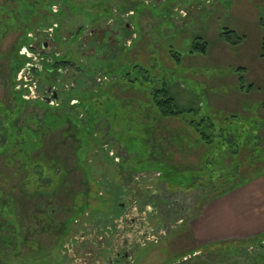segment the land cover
Listing matches in <instances>:
<instances>
[{
  "label": "rangeland",
  "instance_id": "obj_1",
  "mask_svg": "<svg viewBox=\"0 0 264 264\" xmlns=\"http://www.w3.org/2000/svg\"><path fill=\"white\" fill-rule=\"evenodd\" d=\"M25 1L0 0V15H3L0 17V34L10 30L0 37L1 108L13 107L8 94V87L12 83L5 64L7 56L10 57L8 54L14 51L18 38L24 33L23 26L17 23L16 18L22 19V13L27 12ZM45 1L55 5L51 10L48 9L51 15L46 14L45 20L50 26L42 30L37 28L44 20L43 12L40 15L32 14L31 18L29 10L24 20L31 18L33 30L28 37L35 39V55L42 51L52 53L51 57L66 54L67 59L73 61L79 70L77 84L73 85L71 82L72 76L77 72L74 67L64 71L65 76L59 77L54 88L55 92L66 89L65 96L62 97L65 103L70 96L75 99L72 103L76 105L73 111H66L68 103L62 105L61 111L71 113L69 117L74 126L71 128L76 125L79 149L75 152L77 145L68 137L71 132L61 134L60 130L52 137L48 134L44 145L49 148L48 144L65 137L66 144H62L66 147L65 152L62 146H57L61 147V150L58 149L61 151L58 163L69 165L68 158L74 154L73 165L78 163L83 168L90 165L91 157L87 154L89 149L98 148L100 156L97 160L102 165L95 173L93 169L90 170L94 173L93 177L100 181H116L117 171L120 170L129 191L125 197L123 212L116 217L106 220L105 212L88 221L84 219L87 217L85 212L79 215L81 223L76 226V236L73 239L72 235L69 236V243L67 238L60 239L61 230L53 229L52 224L41 220L39 210L35 209L31 213L28 211L23 216L17 215L20 227L22 225L23 229H27L23 255L33 256L34 252L30 247L36 243L37 248L40 245L52 260L60 264H119L116 261L121 259L123 249L128 244L125 264H169L174 260H179L178 264H264V241H260L259 246L257 244L251 248L237 249L236 254L229 252L238 246V242L258 237L264 232L241 240L224 239L206 244L196 237L195 230L200 228V224L211 212L207 208L216 201L209 199L212 188L197 187L191 192L169 189L156 175L157 171L165 173L166 168L157 165L155 161L178 168L179 171L196 170L201 156L200 137L196 128L187 124L185 116L168 120L151 107V95L154 91L165 88L179 110H193L190 116L195 121L204 116L209 117L216 129L222 128L223 118L226 116L249 117L258 121L264 119V59L260 57L259 50L264 33V0H130L129 3L126 0ZM131 4L133 5L130 6ZM129 10L131 13L128 15L126 12ZM119 16H122V28H128L131 33V40L117 39L120 54H94L89 49L92 43L87 38L97 32L92 29L95 26L93 23L104 25L105 21L111 19V24ZM115 26L114 23L111 29L116 30ZM79 29L80 33H75ZM223 30L234 32L242 39L236 45H229L220 39L219 35ZM100 33V41L104 42L115 34L105 32L108 34L105 37L104 32ZM100 33L97 34L98 37ZM201 39L207 43L206 54L190 52L193 44L201 42ZM109 43L114 45L112 41ZM31 54L26 48H21L18 52L21 59H29ZM239 68L244 69L241 71L245 86L251 85L252 89L240 88ZM21 74H18L16 81L23 77ZM31 79L27 78L28 81ZM19 87L14 90L17 91ZM67 88L71 90L67 91ZM45 89L43 86H30L31 98L41 95ZM158 97L161 95L158 94ZM51 103L49 104L53 107L52 104L55 103ZM28 114L30 121L27 124L40 128L33 115L41 120L43 109L31 103L20 117L19 124ZM48 120H51V116ZM45 121L43 126L48 128ZM4 127L7 130L6 124ZM66 127L61 130H66ZM210 134L217 135L215 130ZM258 136L263 142L264 128L259 131ZM181 138L182 142L179 141ZM178 141L179 144H176ZM149 148L154 153L150 157L153 163L148 162L146 157ZM239 153L238 159L247 165L249 154L242 151ZM87 155L89 158L86 164ZM2 163L4 166H11L8 158ZM261 163L256 162V166L264 165ZM52 164L54 162L42 159L26 163L28 182L24 188L28 194L37 191L39 195L51 191L41 187L39 178L43 175L51 176L49 171ZM228 164L225 161V165ZM36 170L39 171V177ZM244 170L245 167L241 169L242 173ZM9 171L3 173L4 170L0 168V176L6 177ZM71 171V193L66 191L62 197H54L53 204H48L58 208L54 224L56 218L61 222L67 219L68 214L73 219L77 216L74 213L75 206L80 205V192L85 187L80 174H83V170ZM1 177L0 189L6 195L13 199L23 197L15 188L13 180L5 184ZM197 178L199 177H193V180L196 181ZM74 189L78 191L77 196L74 195ZM62 203L72 207L69 213L65 210L67 206ZM16 207L21 212L19 204ZM220 241L227 244L216 248L214 251L217 252L214 254H220L219 251L226 254L214 257L200 253L203 246ZM65 253V258L60 257Z\"/></svg>",
  "mask_w": 264,
  "mask_h": 264
},
{
  "label": "trees",
  "instance_id": "obj_2",
  "mask_svg": "<svg viewBox=\"0 0 264 264\" xmlns=\"http://www.w3.org/2000/svg\"><path fill=\"white\" fill-rule=\"evenodd\" d=\"M129 1L130 0H126V3H129ZM24 3L27 6L25 9L27 10V12L22 13V19L16 18L17 23H20L21 26H23L22 30L24 31V33L18 38L14 51H11L8 54L10 57L8 58L7 56V62L5 64V66L8 67L10 81L12 83V86L10 84V87H8V94L11 97L13 107H0V158H2L0 162V168L4 170L3 173L8 172V170L11 171H9V174L6 177L3 175L2 177H0L5 184L13 180L14 183H16L15 188L18 192H20L21 195H23V197L13 199L11 196H9L8 194L6 195L4 191L0 189V264H57L58 262L52 260L49 256V253H47L46 250H42L40 245L39 248H37L36 243H33L32 247H30V249L34 252L33 256L23 255V246L24 244H26L27 229H23L22 225L21 229L17 215L23 216L24 214L26 215L28 211H30L31 213L35 212V209L39 210L38 213H40L41 220L45 222L48 221L49 225L52 224L53 229L61 230V233L59 234L61 235L60 239L63 237L65 239L67 238L66 240L69 243L71 241V238H69V236L72 235V239L76 236V226L80 225L81 223V217L79 215L85 212V215H87V217L84 219H87L88 221H90V219L92 218L100 217L102 213L105 214V212L107 213L104 215V218H106V220H109L112 217H116L123 212L124 201H126L125 197L127 196V192L129 190L128 187L124 184V177L122 176L120 170L117 171L118 178L116 181H109L107 179H103L104 181H100L93 177L94 173L97 172L98 168L102 165V163L97 160L100 156L98 148L95 149L96 147H94L92 149H89L87 154H89L90 156H86L85 163L87 164V158L91 157L90 165L89 167L86 166L83 168L80 167L78 163H76V166L73 165L72 160L73 158L75 159L74 154L69 156L70 159L68 158L69 165L64 166L58 163L61 157V154H59V152L61 151H58V149L61 150V147L57 148V146L66 144L67 140L65 137H62L61 140H57L54 143L48 144L49 148L48 146L44 145L45 139H48L49 137L48 134H51L50 136L52 137L53 135L57 134L56 132L59 130L61 131V134L71 132L70 135L68 134V137L70 139L72 138V142H74L76 145L78 143L75 132L76 125L75 128H71L74 127L73 122L69 117L71 113H62L61 111L63 107L62 105H65L66 103H68L69 105V108L66 109V111H69L70 109H72L73 111L76 105H72V103L73 101H75V99L70 95H66L70 97L67 98L65 103L62 97L65 96L66 89H63L61 92H56L58 93V98L53 101L55 104H52L53 102L51 103L52 105H54L53 107L41 100V97L45 96L47 90H54L55 85L60 80L59 77L65 76L64 71L69 68H76V64L73 61H70V59H67L66 54H59L58 56L51 57L50 55H52V53L47 54L42 51L41 53L35 55L36 48L33 45L35 39H31L30 37H28V34L33 30L31 28L32 24L30 20L33 15H36V13L40 15L41 12H43V14L45 13V16H42L44 20L40 23L38 22L39 24L37 28L42 30L43 28L50 26L49 23L45 20L47 18L46 14H50V12H48V9L51 10V8L55 5L45 0H26ZM132 5L133 4H131L130 6ZM28 11L31 13V18L24 20L25 14L28 13ZM129 13H131L130 10L126 12V14L128 15ZM2 16L3 15H0V17ZM111 21V19H109V21H105L104 25L93 23V25L95 26H93L92 29L96 30L97 32L95 34L93 32V34L90 35V38H87L88 41L92 43V46H90L89 49L90 51L92 50L94 54L99 52L107 55L111 53L113 55L116 53L120 54V45L118 44L117 39H127L128 41L131 40V33L129 29L126 27L122 28V16H119L116 22H112L111 24H109ZM114 23L117 26H115L117 28L116 30L111 29ZM52 24L54 23L52 22ZM61 25L63 26V24ZM12 27L14 26L12 25ZM65 28L66 27H64V29ZM9 31L7 30L1 33L0 37L5 36ZM80 31L81 30L79 29L75 31V33L79 34ZM58 32V34H60V31ZM100 32H104V34L105 32H112L115 34L113 37L107 38L106 42H104L100 41L102 35ZM99 33L100 35L98 37L97 34ZM107 35L108 34H105V37H107ZM219 36L220 39H222L229 45H236L237 43H239L240 39H242L235 35L234 32L225 30H223ZM80 41H82V39ZM80 41L78 42V46L80 44ZM108 41H112L114 45L111 46ZM21 48H26L29 52H31V58L21 59V57L18 56V52ZM99 48H101L102 50L97 51V49ZM259 50L260 57L264 59V33L260 41ZM190 52L205 55L207 52V43L201 39V42L193 44L192 51ZM36 57L38 59H36ZM72 57L75 56L72 55ZM25 70H27V72H25L26 74L23 72ZM237 70L239 73L238 81L240 88H247V90L252 89L251 85L245 86V79L243 78L241 71L244 69L239 68ZM76 71L77 72L75 73V75L72 76L71 82L73 83V85L77 84V79H79V70L77 68ZM18 74L23 75V77L20 78L19 81H16V77L18 76ZM8 78L7 80H9ZM27 78L32 79L28 81ZM72 83L69 85H72ZM32 85L35 88L37 86H43L46 89L40 93L41 95H36L34 98H31L30 86ZM22 86L24 87L22 88ZM15 87H19V89L15 91ZM67 89V91L71 90L70 88ZM158 94H160L161 97H158ZM151 97V107L161 117L168 120H173L175 117L185 116L187 124L191 128H196V132L200 137L199 141L201 142V148L199 149L201 151L200 163L198 162V167L196 170L179 171L178 168L161 165L160 162L158 163L157 161H155L157 165L166 168L165 173L157 171L156 175L157 179L164 182L169 189H182L183 191L185 190L186 192H191L197 187H210L212 188V194L209 199L217 200L236 189H240L246 186L256 178L264 175V165H261L264 164V141L262 142L258 136L259 131L264 128V119L258 121L249 117L238 118L234 115L228 117L226 116L225 118H223L224 125L222 126V128L216 129L215 125L209 117L204 116L198 118V121H195L190 116L193 113V110H179L174 103V99L170 97L168 91L165 88L162 90L154 91ZM31 103H33L35 107L43 109L41 120H38L37 116L31 114L33 115V119L41 126L40 128L32 127V124H27V122L30 121V114H28L27 116L25 115V118L19 124L20 117L24 114L26 108ZM49 116H51L50 121L48 120ZM44 121L47 123L48 128H45L43 126ZM237 121H239V123H237ZM5 124L7 130H4ZM62 127H66L67 129L61 130ZM213 130H215L217 134L216 136H212L210 134L213 132ZM239 138H242V140L239 141ZM181 140L183 139L181 138L179 141ZM179 141L176 144H179ZM186 143L184 142V144ZM78 149L79 148L77 145L75 152H77ZM90 150H92V152ZM241 151L242 153L246 152L247 154H249L246 160V162L248 163L247 165L242 164L240 159H238V157H240L239 152ZM17 152H19V154H17ZM255 153L257 154L254 155ZM153 154L154 153L149 148L148 155L146 156L149 160L148 162L153 163V160L150 158L151 156H153ZM16 155H19V157H17ZM6 158L10 160L11 166H4V164L2 163V161ZM35 159L54 162V164L50 166L51 171H49V173L51 176L47 175L44 177L43 175L39 178V184L41 185V187L51 190L46 194L37 195V191L33 192V194H28L26 189L24 188L25 184L28 182L27 174H25V165L27 162ZM225 161H228L229 164L225 165ZM258 161L262 162L260 164L261 166H256V162ZM92 162H95L97 165L94 166ZM36 166L38 167V165ZM244 167L245 170L242 173L241 169H244ZM74 169H78L79 171L83 170V174L82 172H80V174L83 177V185L85 186L84 191L80 192V194L82 195V198L80 199V205L75 206L76 211L74 213H77V216L73 219L68 214L67 219H63L61 220V222H59V220L56 218V224H54L55 217L58 215V208L52 207L51 205L49 206L48 204H53L54 197L60 198L66 191V193L68 194L69 192L71 193L70 189H72V187L69 178V171H74ZM91 169L94 170V173L93 171H90ZM34 170L35 167L33 168V171ZM36 171L38 174L39 171ZM193 177L199 178L194 181ZM181 178L183 180H181ZM54 179H56V182H54ZM3 186L4 185H2V187ZM76 194H78V191H75L74 189V195L77 196ZM16 204H19L21 212L17 211ZM62 204L64 206L66 205L64 203ZM70 207L71 206H67L65 208L66 211L68 210V213L72 208ZM41 230L43 231V229ZM6 232L7 235H4V233ZM260 241H264V233L259 235L258 237H253L251 239L238 242V246H235L232 249L233 251L229 252L231 254H236L237 249L239 250L240 248L254 247ZM226 244L227 242L224 241L212 243L207 246H203L199 251L202 254L213 255L214 257H216L218 255L226 254L223 251H219L220 254L218 255L214 254V252H217L214 251L216 248H222ZM199 251L197 250V252ZM60 257L65 258L66 253L60 255ZM184 259L185 258L183 257L182 260ZM178 262L179 260H174L169 264H178ZM58 264H60V262Z\"/></svg>",
  "mask_w": 264,
  "mask_h": 264
},
{
  "label": "crops",
  "instance_id": "obj_3",
  "mask_svg": "<svg viewBox=\"0 0 264 264\" xmlns=\"http://www.w3.org/2000/svg\"><path fill=\"white\" fill-rule=\"evenodd\" d=\"M195 230L201 243L244 239L264 232V176L213 202ZM197 226V227H198Z\"/></svg>",
  "mask_w": 264,
  "mask_h": 264
},
{
  "label": "flooded vegetation",
  "instance_id": "obj_4",
  "mask_svg": "<svg viewBox=\"0 0 264 264\" xmlns=\"http://www.w3.org/2000/svg\"><path fill=\"white\" fill-rule=\"evenodd\" d=\"M46 94L47 95L41 97V100L43 102L48 103V104L53 102V101H55L58 98L57 93L54 90H52V89L47 90ZM127 254H128V244L125 245V247L123 249L121 259H119V261L117 260L116 262L119 263V264H123V261H124V264H125V262L127 261V259H126ZM116 257H120V255H118V256L116 255Z\"/></svg>",
  "mask_w": 264,
  "mask_h": 264
}]
</instances>
